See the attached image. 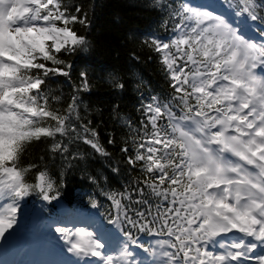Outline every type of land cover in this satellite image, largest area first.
I'll use <instances>...</instances> for the list:
<instances>
[{
    "label": "snow or ice",
    "instance_id": "snow-or-ice-1",
    "mask_svg": "<svg viewBox=\"0 0 264 264\" xmlns=\"http://www.w3.org/2000/svg\"><path fill=\"white\" fill-rule=\"evenodd\" d=\"M155 6L165 35L144 43L172 91L142 97L138 124L126 121L120 151L139 176L122 191L102 189L106 224L82 218L55 232L69 264H264V0ZM89 24L71 0H0V241L15 231L22 200L60 196L47 171L28 182L36 165L23 166V157L33 142L51 140L69 164L80 158L70 151L76 142L109 156L78 97L58 107L49 87L70 76L63 57L87 48L76 25ZM80 75L77 92L89 87ZM142 235L153 242L145 246Z\"/></svg>",
    "mask_w": 264,
    "mask_h": 264
},
{
    "label": "trees",
    "instance_id": "trees-1",
    "mask_svg": "<svg viewBox=\"0 0 264 264\" xmlns=\"http://www.w3.org/2000/svg\"><path fill=\"white\" fill-rule=\"evenodd\" d=\"M192 1L198 0H186ZM71 2L83 5L88 13L90 24L87 27L76 25L78 34L87 38L88 46L63 57L71 65L70 76H57L49 87L61 97L58 107H66L74 94L78 97L83 122L91 121L90 127L98 132L99 142L109 156L76 142L70 146V151L78 152L80 158L69 164L50 151L51 140L33 142L23 157V166L36 165L27 177L28 182L35 183L36 174L47 171L56 182L60 196L52 202L43 201L35 193L26 199L30 206L39 207L42 217L51 222H64L74 215L75 208L84 207L100 215L106 224L104 215L111 210V202L101 195L102 189L122 191L131 179L139 176L120 151L128 134L126 121L131 120L134 126L138 124L142 97H164L172 91L157 54L144 43L150 35H165L161 27L165 15L155 6V0ZM167 2L179 6L184 0ZM260 26L264 29V25ZM81 73L86 74L89 87L77 92ZM117 83L124 87H116ZM109 139L115 142L109 144ZM65 168L80 189L70 187V180L62 173ZM114 168L119 171H113ZM90 177H95V182ZM93 201L97 202V208L92 207ZM60 208H68L69 213L61 212Z\"/></svg>",
    "mask_w": 264,
    "mask_h": 264
},
{
    "label": "rangeland",
    "instance_id": "rangeland-1",
    "mask_svg": "<svg viewBox=\"0 0 264 264\" xmlns=\"http://www.w3.org/2000/svg\"><path fill=\"white\" fill-rule=\"evenodd\" d=\"M202 3H204V2H202ZM202 3H200V4H202ZM200 4L193 5V6H199ZM250 35L255 36V38L257 39V35L255 33H250ZM20 215L21 216H18V217H23L24 216L22 213ZM18 221H19V223H18L17 226H15V231L8 238V240H6V241H0V252L1 251H4V252L7 253V256H5V257L2 256V259L4 261H9L13 257L12 253L9 252L8 250H13L14 249L13 247L10 246V242H11V240H13L15 238H19L20 239V241L18 243H15V245L17 247L23 246L24 243L27 242L29 248H31L33 250H42V246L40 245V241L38 240V238L41 235L37 234L33 240L28 241L27 240V234H24V230L22 228L23 227V225L21 224V221L22 220H18ZM151 241H149V243H151ZM149 243L147 242V244H149ZM145 258H146V261L147 260H151V257H149L147 255V253L145 254Z\"/></svg>",
    "mask_w": 264,
    "mask_h": 264
},
{
    "label": "bare ground",
    "instance_id": "bare-ground-1",
    "mask_svg": "<svg viewBox=\"0 0 264 264\" xmlns=\"http://www.w3.org/2000/svg\"><path fill=\"white\" fill-rule=\"evenodd\" d=\"M93 21H95V19H93ZM62 173L70 180V187L74 188V189H80L81 187H79L76 182L74 180H72L67 173V168H65ZM26 206V202L24 200H22L20 202V208H23ZM37 235V233L33 232V231H28L27 233V240L31 241L35 238V236ZM20 241L19 238H15L13 240H11L10 242V246L13 247V250H8L9 252L12 253L13 258L15 259V261L19 262V264H36L35 262H27L25 260V257L23 255V252L27 249L28 244L27 242L24 243L23 246L17 247L15 245V243H18Z\"/></svg>",
    "mask_w": 264,
    "mask_h": 264
}]
</instances>
